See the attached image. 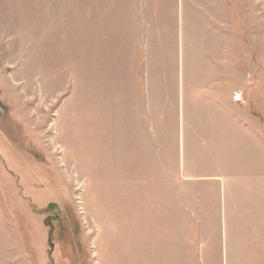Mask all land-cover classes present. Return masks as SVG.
I'll return each instance as SVG.
<instances>
[{
    "label": "rangeland",
    "instance_id": "374dc122",
    "mask_svg": "<svg viewBox=\"0 0 264 264\" xmlns=\"http://www.w3.org/2000/svg\"><path fill=\"white\" fill-rule=\"evenodd\" d=\"M0 264H264V0H0Z\"/></svg>",
    "mask_w": 264,
    "mask_h": 264
}]
</instances>
